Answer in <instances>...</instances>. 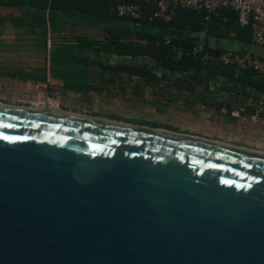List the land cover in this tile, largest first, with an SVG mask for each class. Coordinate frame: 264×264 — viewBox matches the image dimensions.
Wrapping results in <instances>:
<instances>
[{
  "label": "water",
  "instance_id": "1",
  "mask_svg": "<svg viewBox=\"0 0 264 264\" xmlns=\"http://www.w3.org/2000/svg\"><path fill=\"white\" fill-rule=\"evenodd\" d=\"M0 264H264V154L3 104Z\"/></svg>",
  "mask_w": 264,
  "mask_h": 264
},
{
  "label": "rangeland",
  "instance_id": "2",
  "mask_svg": "<svg viewBox=\"0 0 264 264\" xmlns=\"http://www.w3.org/2000/svg\"><path fill=\"white\" fill-rule=\"evenodd\" d=\"M0 16L21 15L15 9L0 7ZM26 21L28 20L22 18L20 24L14 26L6 20L0 25V103L32 108L47 106L54 110L121 124L189 132L187 120L174 118L179 107L177 103H182L185 99L192 100L196 96L187 95L188 92L185 91L193 85L178 83L173 80L176 77H172V80L151 81L123 73L72 68L76 66L63 67L50 62L52 53H56L58 58L64 55L65 46L82 45L86 49L85 55L93 58L94 49H101L102 45L116 39L134 41L133 34L120 33L113 36L100 28L75 27L70 24L52 31L51 26L38 28L24 25ZM96 59L103 63L108 60L111 64L123 61L106 51H100ZM140 62L147 63L145 60ZM53 71L79 76L67 77L66 80L75 82L81 79L82 89H65L62 81L51 78ZM237 73L239 75L241 72ZM43 75L46 77L44 83L39 81V77ZM222 83L223 78L219 77L217 82H209V89L221 92L219 97L227 92V96L232 97L233 101H238L239 97L230 93ZM253 104L260 105L257 100ZM262 105L264 106V101ZM230 112L231 109L227 107L221 110L223 114ZM241 114L230 115L239 118ZM253 114H250L251 120L259 121L264 126V113Z\"/></svg>",
  "mask_w": 264,
  "mask_h": 264
},
{
  "label": "trees",
  "instance_id": "3",
  "mask_svg": "<svg viewBox=\"0 0 264 264\" xmlns=\"http://www.w3.org/2000/svg\"><path fill=\"white\" fill-rule=\"evenodd\" d=\"M112 0H0V7L15 9L21 15L0 16V25L6 20L14 26L20 24L21 19L28 20L24 25L38 28L51 26L52 31H58L61 26L70 24L77 27L100 28L106 33L115 36L125 33L133 34L134 41H118L102 45L101 49L93 50V58L85 55V47L82 45L65 46L66 52L61 58L52 53L50 62L52 65L63 67L76 66L78 69H101L102 71L118 74L123 73L132 77H140L147 80H173L188 85L207 84V81L217 82L223 78V86L228 87L230 93L241 98H248L252 103L262 102L264 97V76L249 70H239L234 67H226L219 63L201 61L200 56L189 54L192 47L200 42L198 34L206 32L208 35L224 37L230 30L236 32V36L242 41L251 39L249 27H240L237 23V12L223 10L219 16L214 17L211 23H206L204 13L189 9H179L171 21L129 20L120 19L114 11ZM113 25V27H109ZM169 40L171 46L166 45ZM205 50L214 55L221 54L224 50L212 49L204 43ZM172 47L184 51L179 59L173 57ZM100 51H106L123 59L116 63H103L99 56ZM101 60L102 57L100 56ZM147 63L142 64L140 61ZM237 71L241 73L237 75ZM237 73V74H236ZM67 77H79L66 75L53 71L51 78L62 81L65 89L80 91L82 80L75 82L66 80ZM181 77H187L183 79ZM39 81H46L45 75L39 77ZM189 90V89H187ZM246 105V112L252 114L256 104ZM258 103V102H257ZM245 112V113H246Z\"/></svg>",
  "mask_w": 264,
  "mask_h": 264
},
{
  "label": "built area",
  "instance_id": "4",
  "mask_svg": "<svg viewBox=\"0 0 264 264\" xmlns=\"http://www.w3.org/2000/svg\"><path fill=\"white\" fill-rule=\"evenodd\" d=\"M114 11L118 18L134 21H162L167 23L176 15L179 9H189L204 13L206 23H211L214 17L223 10L237 12V23L240 27H249L251 42L264 48V0H112ZM166 45L171 46L169 40ZM173 57L179 59L184 51L172 47ZM192 56H200L201 61L219 63L226 67L253 71L264 76V59H260L250 51H223L219 55L210 54L205 50L203 42H197L189 52ZM246 109L239 106L231 110L232 116L245 113ZM253 115L264 113V106L258 105Z\"/></svg>",
  "mask_w": 264,
  "mask_h": 264
},
{
  "label": "crops",
  "instance_id": "5",
  "mask_svg": "<svg viewBox=\"0 0 264 264\" xmlns=\"http://www.w3.org/2000/svg\"><path fill=\"white\" fill-rule=\"evenodd\" d=\"M197 37L200 42L207 43V46L212 49L234 52L250 51L258 58L264 59V48L253 45L251 39L246 42L242 41L236 36L234 30H230L228 35L224 37L207 36L206 32L198 34ZM209 82L211 80L207 81V84H197L199 87L193 85L191 89L185 90L188 92L187 95L194 94L197 97L193 96L191 101L185 99L184 102L177 103L179 107L174 120H178L180 117L181 120H187L188 125H190L189 132L177 133L217 141L255 152L264 151V126L259 121L251 120L248 112L242 113L239 118L221 113L225 107L233 110L241 106L242 102L248 106L252 103L251 100L238 96V101H233L232 97L227 96V92L219 97L221 92L210 90ZM210 96H214V98L212 99ZM262 100L264 101V97ZM263 101L259 103L262 104Z\"/></svg>",
  "mask_w": 264,
  "mask_h": 264
},
{
  "label": "bare ground",
  "instance_id": "6",
  "mask_svg": "<svg viewBox=\"0 0 264 264\" xmlns=\"http://www.w3.org/2000/svg\"><path fill=\"white\" fill-rule=\"evenodd\" d=\"M0 106H3V103H0ZM33 109H51V110H54L52 108H48L47 106H45L44 108H33ZM55 111H59L61 114L63 115H72V116H77V117H82L81 115H77V114H71V113H68V112H64V111H60V110H55ZM92 119H95V120H102V119H98V118H92ZM107 123H114L115 121L111 122V120H103ZM145 127V129L147 128L146 126H143ZM157 129V128H156ZM160 129V128H159ZM261 154H264L263 152H261Z\"/></svg>",
  "mask_w": 264,
  "mask_h": 264
}]
</instances>
